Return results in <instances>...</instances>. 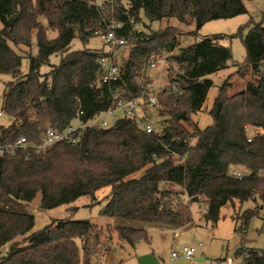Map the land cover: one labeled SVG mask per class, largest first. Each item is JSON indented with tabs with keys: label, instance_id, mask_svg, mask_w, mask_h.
<instances>
[{
	"label": "trees",
	"instance_id": "trees-1",
	"mask_svg": "<svg viewBox=\"0 0 264 264\" xmlns=\"http://www.w3.org/2000/svg\"><path fill=\"white\" fill-rule=\"evenodd\" d=\"M246 11L244 0H0V73L13 76L3 92L2 116L9 123L0 124V142L24 136L39 144L47 128L65 130L107 110L117 92L144 99L153 81L151 63L166 56L178 65L168 68L170 82L157 93L163 127L155 132H146L137 117L121 116L109 127L79 128L70 140L42 152L29 147L0 153V204H24L38 195L42 208L82 196L94 204L96 192L109 186L102 215L176 229L192 222L193 202L213 225L229 202L260 199L264 207V26L249 25L243 63L232 60L221 36L197 35L208 21ZM168 18L195 29H152L151 22ZM117 23L115 32L124 39L118 47L125 46L128 55L119 64L118 80L98 83L100 59L114 53L86 44L96 31ZM184 35L196 39L181 46ZM76 38L83 48L72 49ZM9 41L28 50L17 52ZM53 55L58 63L51 62ZM25 56L29 69L22 73ZM45 65L49 70L43 72ZM230 67L236 71L219 86L210 109L213 124L201 128L194 116L214 85L210 75ZM151 110L144 101L138 116L151 118ZM250 127L261 131L249 141ZM234 166L247 171L238 176ZM259 214L258 208L244 211L238 230H247ZM262 221L264 232V215ZM34 225L33 214L0 208V250L8 248L0 252V264H96L92 257L105 235L96 223L54 219L41 229ZM112 230L131 246L149 241L144 227L116 224ZM235 255L241 264H264V247H239Z\"/></svg>",
	"mask_w": 264,
	"mask_h": 264
},
{
	"label": "rangeland",
	"instance_id": "rangeland-1",
	"mask_svg": "<svg viewBox=\"0 0 264 264\" xmlns=\"http://www.w3.org/2000/svg\"><path fill=\"white\" fill-rule=\"evenodd\" d=\"M105 0H96L101 4ZM247 11L243 14L226 18L216 19L206 22L199 30H197L198 38L221 36V43L230 47L232 51V60L237 63H243L246 59V47L243 42V37L248 33L249 25L260 23L264 26V0H244ZM152 29L157 30L167 25H174L185 30L195 29V25L189 27L182 25L176 18H168L162 21H153L150 23ZM3 23L0 19V29ZM194 36L184 35L181 38V46H187L195 41ZM9 44L17 52L20 49L28 50L25 46H16L11 41ZM106 44V45H105ZM89 48L101 49L106 51L112 50L118 64H120L128 55V49L124 47L109 46L101 36H93L89 43L86 44ZM84 44L79 38L73 41L72 49L83 48ZM37 52V48H33V53ZM175 53V52H174ZM166 57V56H164ZM59 57L53 55L52 63H58ZM232 62V61H231ZM175 68L177 64L167 61L159 63L157 67L150 68L152 76L151 91L156 94L167 88L169 84L168 68ZM29 69V58L25 56L22 60L21 72L26 73ZM49 66L42 67V71H48ZM231 71H236V67H230L222 71L213 73L210 77L213 79L214 85L210 88L206 102L202 111L194 116L198 125L205 128L213 124V118L210 115V109L214 104V100L218 94L219 86L224 82L225 78ZM174 74V72H171ZM13 79L9 73H0V111H2L3 92L5 84ZM235 82L239 77L235 75L231 78ZM237 81H236V80ZM151 122L157 127L162 128L163 125L159 122L162 118L157 115L155 107H152ZM9 123V118L0 116V124L6 125ZM261 131L260 128L250 127L248 130L249 136L252 137L256 132ZM196 137L191 139L194 143ZM237 172L247 171L243 166H234ZM181 191V187H176ZM111 188L109 186L101 188L96 192L97 202L91 204L89 196H82L72 204H64L54 208H42L40 205L41 197L38 195L32 201L24 204L2 205L0 208L30 213L35 216L34 230L41 229L50 224L54 219H78L87 220L96 223L104 229L103 246L100 252L92 257L93 263L96 264H241V260L235 255L239 247L246 248H263L264 247V232L261 231L262 217L264 215V207L261 208L262 202L260 199L248 200L234 203H227L220 210V219L216 224H212L204 217L199 204L193 202L191 210L193 220L188 225L182 228H171L161 225H149L144 222L133 221L129 219H118L101 214L102 208L107 200L106 195L109 194ZM187 202V196L182 197ZM76 206V209L70 208ZM258 208L260 214L254 217L247 230H238L242 226L241 215L244 211ZM116 224L144 227L148 230L149 241L142 240L138 242L136 248L131 247L124 242L121 247V240L118 234L113 232V226ZM112 227V228H111ZM111 230V231H110ZM123 243V242H122ZM183 245H192L197 252L192 260H186L183 257L171 258V253L175 249H180ZM8 248L1 252L4 255ZM108 254V255H107ZM105 255L107 257L103 258Z\"/></svg>",
	"mask_w": 264,
	"mask_h": 264
},
{
	"label": "built area",
	"instance_id": "built-area-1",
	"mask_svg": "<svg viewBox=\"0 0 264 264\" xmlns=\"http://www.w3.org/2000/svg\"><path fill=\"white\" fill-rule=\"evenodd\" d=\"M120 24H114L112 29L107 31H96V34L101 36L105 41H107L111 46H120L124 44V39L117 36L115 28L119 27ZM159 63L167 64V60L163 56L157 57L151 63V67L155 68ZM100 64L102 70L100 75L97 76L96 82L98 83H109L113 80H118L120 78L119 64L115 56L102 57L100 59ZM175 87V86H174ZM145 98L137 96H125L122 92H117L115 94V100L113 104L105 111L93 117L88 122L71 125L65 130H58L52 127L47 128L46 134L43 141L39 144L28 143L27 138L22 136L16 141L10 142H0V153H14L18 148H35L37 152H42L44 149L54 145L55 143L63 140H70L72 135L76 134L79 128L85 127L87 125H97L102 127H109L114 122L118 120L121 116L127 117H137L142 128L148 132H155L156 126L151 122V118L145 116H138L139 111L143 107L144 101L152 107L159 105L158 96L155 92L145 91ZM2 111H0V116H2ZM251 140V137L248 139ZM234 174L241 176L242 172L234 171ZM196 253V248L192 245H183L180 249H175L172 251V258L183 257L186 260H192Z\"/></svg>",
	"mask_w": 264,
	"mask_h": 264
},
{
	"label": "crops",
	"instance_id": "crops-1",
	"mask_svg": "<svg viewBox=\"0 0 264 264\" xmlns=\"http://www.w3.org/2000/svg\"><path fill=\"white\" fill-rule=\"evenodd\" d=\"M123 244H124V242L122 243V241H121V243H120V245H121V247H123ZM138 244V243H137ZM137 244L136 245H134V246H131V247H133V248H136V246H137ZM7 248V246H3L2 248H1V250H0V252H2L3 250H5ZM196 252H197V250H196ZM108 255V254H107ZM107 255H105L104 257H102V259L103 258H105V257H107ZM171 258H172V256H171ZM172 259H174V258H172ZM241 263V262H240Z\"/></svg>",
	"mask_w": 264,
	"mask_h": 264
}]
</instances>
